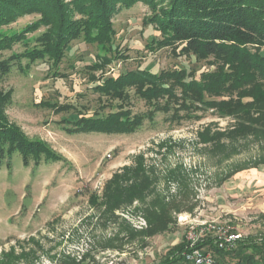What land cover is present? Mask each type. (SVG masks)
Listing matches in <instances>:
<instances>
[{"label":"rangeland","instance_id":"374dc122","mask_svg":"<svg viewBox=\"0 0 264 264\" xmlns=\"http://www.w3.org/2000/svg\"><path fill=\"white\" fill-rule=\"evenodd\" d=\"M150 15L142 1L118 4L112 15L117 52L78 38L59 62L20 57L0 78L7 121L52 150L51 157L31 153L25 163L28 150H10L13 130L6 133L9 140L0 148V264H158L178 245L185 256L192 248L189 233L204 227L210 230L195 246L211 254L214 264H234L238 241L223 253L198 243L218 245L225 230L242 240L264 237L262 120L255 117L249 133L231 138L237 116L219 105L211 108L194 93L185 96L175 77L168 82L171 94L152 101L135 84L114 102L96 90L130 70L187 68L188 80H200L219 68L213 57L185 52L182 42L162 43V33L147 23ZM39 18L28 13L3 29L21 31ZM45 28L27 32L3 56H24L39 46ZM106 55L113 61L91 66ZM249 88L204 96L248 103L252 96L240 94ZM112 108L129 112L140 125L112 133L67 129L82 115L103 116ZM116 173L121 186H109ZM132 182L139 188L133 195L132 188L123 189Z\"/></svg>","mask_w":264,"mask_h":264},{"label":"trees","instance_id":"16d2710c","mask_svg":"<svg viewBox=\"0 0 264 264\" xmlns=\"http://www.w3.org/2000/svg\"><path fill=\"white\" fill-rule=\"evenodd\" d=\"M138 1L151 9L147 23L162 33V43L182 42L185 52L202 58L213 57L220 61V66L212 73H205L200 80H188L190 75L187 68L172 72H153L144 68L130 70L117 77H108L97 85L96 90L111 96L110 100L114 102L122 99L123 89L127 85L135 84L152 101L158 95L171 94L172 88L168 82L175 77L184 88L185 96L194 93L197 100L211 108L219 105L221 110H227V114L237 116V125L230 129L229 137L238 134L245 136L252 130L249 123L256 118L264 122V0H0V78L20 62V57L36 60L48 56L54 62H59L72 40L78 38L98 43L105 51L117 52L119 47L115 46L112 20L114 10L118 4L130 7ZM28 13H37L40 18L11 34L3 29L4 25L14 23ZM40 26L46 28L37 37L39 46L24 56H3L4 50L11 49L15 43L23 40L27 32L37 30ZM98 58L91 65L93 68L99 69L113 61V55ZM248 84L249 90L240 94V97L252 96L253 100L248 103L205 100V92L220 95L225 90L243 88ZM4 98L5 95L0 94V148L9 140L6 133L13 130L10 150L15 147L28 150L24 155L25 163H28L31 153L36 158L42 153L51 157L52 150L46 142L27 137L7 121L2 102ZM54 107L63 108L55 104ZM112 109L103 116L82 115L72 121L75 127L68 126L67 129L74 132L98 130L112 133L133 131L140 125L141 121L131 117L129 112ZM212 139L218 140L215 137ZM119 178L120 175L116 173L108 185L120 187ZM135 185L136 182H132L130 187L125 186L123 189L132 188L133 195L139 192L138 184ZM237 243L238 246L231 252L237 258L234 264H264V237L256 241L240 238ZM198 244L200 247L213 245L216 252H224V248L211 240ZM183 250L184 246L178 245L170 258L158 264H193L186 260Z\"/></svg>","mask_w":264,"mask_h":264},{"label":"built area","instance_id":"2783aa9c","mask_svg":"<svg viewBox=\"0 0 264 264\" xmlns=\"http://www.w3.org/2000/svg\"><path fill=\"white\" fill-rule=\"evenodd\" d=\"M210 230V227H204L200 230L193 229L189 233V239L192 244V248L185 255L186 260L192 262L193 264H214L215 260L213 256L206 251H202L199 247H196V242L198 241L200 236H203L204 233ZM241 238V234L239 233H231L228 231H223L220 235H218V246L224 249H231L234 246V243L237 242Z\"/></svg>","mask_w":264,"mask_h":264}]
</instances>
